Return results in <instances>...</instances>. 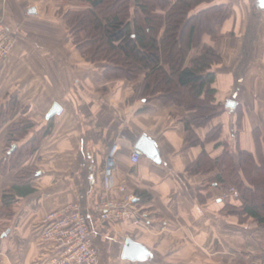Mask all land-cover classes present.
<instances>
[{
	"label": "crops",
	"instance_id": "1",
	"mask_svg": "<svg viewBox=\"0 0 264 264\" xmlns=\"http://www.w3.org/2000/svg\"><path fill=\"white\" fill-rule=\"evenodd\" d=\"M257 2L214 0L189 14L178 29L187 59L208 46L222 62L213 66L215 94L175 105L163 102L159 91L137 94L145 75L101 60L100 44L85 50L75 44L69 20L94 10L90 2L0 0V20L14 39L0 66V104L16 99L24 108L0 128V160L10 126L33 122L15 143L21 147L51 125L33 155L4 174L0 166V209L16 175L36 171L32 192L15 204L13 216L0 219V264H42L40 224L75 203L95 231L104 255L99 264H232L236 253L258 252L263 233L227 215L223 200L232 181L251 189L245 176L228 170L241 164L237 151L251 155L256 134L264 133V10ZM228 101L237 103L233 110ZM55 104L60 113L47 119ZM143 136L156 143L159 162L142 155L133 165ZM114 146L117 188L108 195L114 201L134 195L141 225L104 223L96 209ZM127 239L149 252L145 261L123 258Z\"/></svg>",
	"mask_w": 264,
	"mask_h": 264
},
{
	"label": "trees",
	"instance_id": "2",
	"mask_svg": "<svg viewBox=\"0 0 264 264\" xmlns=\"http://www.w3.org/2000/svg\"><path fill=\"white\" fill-rule=\"evenodd\" d=\"M80 1L90 2L92 6L97 7L104 0ZM213 1L175 0L167 12L168 16L172 15L169 18V23L174 22L176 15H186L204 4H211ZM136 3L141 10V20L120 13L100 18L93 12L88 29L74 33L75 44L85 50L86 47L104 42L111 50V55L107 58L110 64L125 69L130 73L129 75L139 73L145 75L144 81L136 90L137 94L142 97L151 96L159 90V87H163L165 90L160 91L162 94L160 99L163 102L184 105L204 95L209 98L215 94L216 90L213 88V84L216 73L213 71V66L222 62L221 56L214 49L202 46L197 54L187 59L186 48L175 37L176 28L172 29L171 27L169 34L163 39L159 38L157 27L153 25L150 15L151 6L145 4L143 0H136ZM193 29V27L190 29L191 36ZM82 31H84L83 36ZM164 66L168 67V71ZM22 110L24 108L16 99H11L6 104H0V128ZM205 121V118H202L197 123ZM33 127V122L27 118L10 126L3 149V158L0 160L3 174L8 169H15L26 157L33 155L38 149L40 134L46 135L51 130L49 124L45 130L28 143L18 147L15 143L25 139L28 131ZM250 161L254 177L250 196L244 197L242 207L227 204L224 212L227 215L236 216L243 223L251 221L256 223L260 229H264V155L262 164L258 163L253 156L250 157ZM35 175L34 168H25L16 175L14 185L10 190L5 191L2 197L3 207L0 209V219H8L13 216L12 211L15 204L20 198L32 192L31 184Z\"/></svg>",
	"mask_w": 264,
	"mask_h": 264
},
{
	"label": "built area",
	"instance_id": "3",
	"mask_svg": "<svg viewBox=\"0 0 264 264\" xmlns=\"http://www.w3.org/2000/svg\"><path fill=\"white\" fill-rule=\"evenodd\" d=\"M13 46L12 35L0 20V66L11 55ZM117 149L114 146L108 155L104 170V196L96 209L104 223L129 221L141 225V212L136 207L134 195L124 196L119 201L111 200L108 195L117 188L114 180ZM141 158L142 155L135 151L131 163L138 165ZM230 191L231 195L238 196L234 188ZM40 225L39 237L45 247L42 264H99L95 231L78 203L49 214Z\"/></svg>",
	"mask_w": 264,
	"mask_h": 264
},
{
	"label": "rangeland",
	"instance_id": "4",
	"mask_svg": "<svg viewBox=\"0 0 264 264\" xmlns=\"http://www.w3.org/2000/svg\"><path fill=\"white\" fill-rule=\"evenodd\" d=\"M143 2L145 4L150 5L152 8V12L150 15L152 16V19H153V21H152L153 25H155L157 27L159 38H162V37L164 38L167 34H169L170 28L172 27V29L176 28L175 29L176 31H174V34H176L175 37H177V39H179V37H178L179 36V33H178L179 30L178 29H181V27L185 23V20L189 19V14H191L192 12H190L186 15H180V16L176 15L174 22L171 24V23H169V18H171L172 15L168 16L167 12H168L170 6L173 5L172 3L175 2L174 0H164V1H162V0H143ZM135 8H136V10H135ZM218 8H221V6H218ZM140 11L141 10H140L139 6L137 5V3L135 4L133 2V0H104L100 5H98L97 7H94V10H89L88 12H86L87 14H85L83 17L73 16L70 18L69 21H70V25H71L73 31L77 32V31L82 30V29H88V27L90 26V19H91V16L93 15L92 14L93 12L96 13L97 16H99L100 18H104L105 16L110 15V14L120 13L122 15L123 14L124 15H131L132 17L138 18L139 20H141L142 16L140 15L141 14ZM79 19H81V20H79ZM164 32H165V34L162 35ZM98 44H100V46H101V54H99L100 59L101 60H104V59L107 60L108 56L111 55L110 48L108 46L106 47L104 42H100ZM181 44H182V46H184V42ZM95 54L96 53H94V50H93V52L91 51V58H93L95 56ZM123 70L128 75L130 74L125 69H123ZM162 90H165V89L162 88L158 91L160 92ZM263 137H264V133H262V132H258L256 134V136H255L256 148H255V150H253V153H251V155L246 154V153H241L237 149L239 151V153L236 150L237 151L236 155L238 154L241 156V160L239 161V162H241V164L239 163V165H237V162H235L232 169L228 170V174L231 173L233 175L245 176L247 184H249L251 187H253V185H254V177L252 176V172H251L250 157L253 156L254 159L258 163L262 164L263 155H264L263 154V152H264ZM239 177H241V176H239ZM231 183L232 184H229L228 187H225V194L223 196V200L225 202V207L227 206V204H233L237 207H242L243 203H244V199H245L244 197H246V196L249 197L251 194V190H248L247 187H246V189H244L243 188L244 185H243V183H240V181H236L235 183L232 181ZM232 188H234L237 191L238 196H235V195L233 196L230 194V192H231L230 190ZM215 205H216V203H215ZM239 222L241 224H247V223H250L251 221H247V222L243 223L239 219ZM251 223H253V222H251ZM253 224H255L254 226H256L257 231L259 233H261V234L263 233L262 238H261L262 242H260V244H259L260 249L255 254H250V253H248V254L238 253L237 254L236 253L235 260L232 261V264H234L235 262L237 264H242V263L244 264L245 262L248 263L249 260L255 262V263H251V264H264V229L263 228L260 229L256 223H253ZM98 252L100 253V255H99V262H100L101 256H104V255H101V251H99V249H98ZM248 257H250V259H248ZM238 261H240V262H238Z\"/></svg>",
	"mask_w": 264,
	"mask_h": 264
},
{
	"label": "water",
	"instance_id": "5",
	"mask_svg": "<svg viewBox=\"0 0 264 264\" xmlns=\"http://www.w3.org/2000/svg\"><path fill=\"white\" fill-rule=\"evenodd\" d=\"M258 6L261 10H264V0H258ZM35 10H32L34 12ZM235 101H228L227 108L228 110H233L236 106ZM61 111V107L58 104H55L48 114L47 119H50L56 115H58ZM136 151L141 155H145L148 158L159 162V151L157 149L156 143L149 139L146 136H143L136 146ZM123 258L130 261H145V259L149 256V252L142 246L141 244L133 241L132 239H127L124 249H123Z\"/></svg>",
	"mask_w": 264,
	"mask_h": 264
},
{
	"label": "bare ground",
	"instance_id": "6",
	"mask_svg": "<svg viewBox=\"0 0 264 264\" xmlns=\"http://www.w3.org/2000/svg\"><path fill=\"white\" fill-rule=\"evenodd\" d=\"M114 171H115V169H114Z\"/></svg>",
	"mask_w": 264,
	"mask_h": 264
}]
</instances>
